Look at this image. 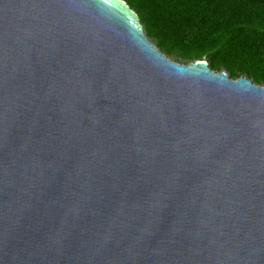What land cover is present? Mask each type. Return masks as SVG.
<instances>
[{"label": "water", "instance_id": "obj_1", "mask_svg": "<svg viewBox=\"0 0 264 264\" xmlns=\"http://www.w3.org/2000/svg\"><path fill=\"white\" fill-rule=\"evenodd\" d=\"M0 264H264V86L121 0H0Z\"/></svg>", "mask_w": 264, "mask_h": 264}, {"label": "trees", "instance_id": "obj_2", "mask_svg": "<svg viewBox=\"0 0 264 264\" xmlns=\"http://www.w3.org/2000/svg\"><path fill=\"white\" fill-rule=\"evenodd\" d=\"M121 1L167 58L264 86V0Z\"/></svg>", "mask_w": 264, "mask_h": 264}, {"label": "rangeland", "instance_id": "obj_3", "mask_svg": "<svg viewBox=\"0 0 264 264\" xmlns=\"http://www.w3.org/2000/svg\"><path fill=\"white\" fill-rule=\"evenodd\" d=\"M171 61L175 62L173 59L169 58ZM180 61H177L176 63H179ZM206 62V61H205ZM181 64V62L179 63Z\"/></svg>", "mask_w": 264, "mask_h": 264}]
</instances>
